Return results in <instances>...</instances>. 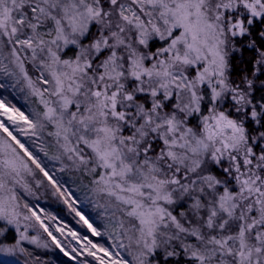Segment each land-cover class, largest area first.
Returning a JSON list of instances; mask_svg holds the SVG:
<instances>
[{
    "label": "snow or ice",
    "instance_id": "6c2138e0",
    "mask_svg": "<svg viewBox=\"0 0 264 264\" xmlns=\"http://www.w3.org/2000/svg\"><path fill=\"white\" fill-rule=\"evenodd\" d=\"M53 250L264 264V0H0V264Z\"/></svg>",
    "mask_w": 264,
    "mask_h": 264
},
{
    "label": "rangeland",
    "instance_id": "374dc122",
    "mask_svg": "<svg viewBox=\"0 0 264 264\" xmlns=\"http://www.w3.org/2000/svg\"><path fill=\"white\" fill-rule=\"evenodd\" d=\"M65 179H67V177H65ZM68 186L73 187L71 184V181L68 182ZM40 204L45 208V210L57 216V218L61 221V223L67 225L68 228H71L74 231L80 232L81 234H84L86 232V229L82 226V224L77 223L78 217H76L74 213L70 212L69 209L64 204L56 201L54 198L50 196L47 197L46 199L42 198L40 201ZM77 207L83 212H85L88 216H90L96 223H99V220L97 219L94 211L90 207L84 205L83 202L79 203ZM57 208H59L60 211H62L63 213L60 211H59L60 213H58L56 210ZM65 243L74 244L75 242L71 241V237H67L65 240ZM50 254L52 256H58L59 258L64 259L65 264H68V263L75 264V262L69 261L68 258L63 256V254L60 253L58 250H53Z\"/></svg>",
    "mask_w": 264,
    "mask_h": 264
},
{
    "label": "trees",
    "instance_id": "16d2710c",
    "mask_svg": "<svg viewBox=\"0 0 264 264\" xmlns=\"http://www.w3.org/2000/svg\"><path fill=\"white\" fill-rule=\"evenodd\" d=\"M58 213L62 212L60 211L59 208L56 209ZM60 211V212H59ZM63 213V212H62ZM49 256H50V261H49V264H65L64 263V259H61L59 258L58 256H52L50 253H49ZM69 264V263H68ZM72 264V263H70ZM74 264V263H73Z\"/></svg>",
    "mask_w": 264,
    "mask_h": 264
}]
</instances>
